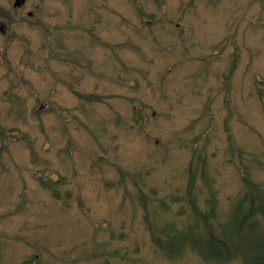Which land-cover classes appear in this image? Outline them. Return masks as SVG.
Instances as JSON below:
<instances>
[{"label":"rangeland","instance_id":"rangeland-1","mask_svg":"<svg viewBox=\"0 0 264 264\" xmlns=\"http://www.w3.org/2000/svg\"><path fill=\"white\" fill-rule=\"evenodd\" d=\"M25 3L0 0V264H244L170 258L140 191L185 227L198 168L221 231L264 185V0Z\"/></svg>","mask_w":264,"mask_h":264},{"label":"trees","instance_id":"trees-1","mask_svg":"<svg viewBox=\"0 0 264 264\" xmlns=\"http://www.w3.org/2000/svg\"><path fill=\"white\" fill-rule=\"evenodd\" d=\"M198 160H201L200 156ZM198 174V168H190L187 198L195 221L185 227H178L175 222L161 226L155 224L150 218L146 194L140 191L141 204L146 211L145 222L152 242L170 258L182 255L189 247L198 251L206 260L228 261L240 255L244 264H264V185L254 182L249 174L243 176L247 191L235 203L229 220L220 231L215 226L218 215L217 197L210 185L208 209L203 211L198 206L195 190ZM201 176L206 178L204 173ZM42 183L55 191L51 183ZM160 206L169 208L165 201ZM35 261L36 259H29L21 264H36Z\"/></svg>","mask_w":264,"mask_h":264},{"label":"water","instance_id":"water-1","mask_svg":"<svg viewBox=\"0 0 264 264\" xmlns=\"http://www.w3.org/2000/svg\"><path fill=\"white\" fill-rule=\"evenodd\" d=\"M25 4V0H15V6L16 7H21L22 5Z\"/></svg>","mask_w":264,"mask_h":264},{"label":"flooded vegetation","instance_id":"flooded-vegetation-1","mask_svg":"<svg viewBox=\"0 0 264 264\" xmlns=\"http://www.w3.org/2000/svg\"><path fill=\"white\" fill-rule=\"evenodd\" d=\"M25 2H26V0H25ZM25 5H26V3L24 5H22V6H25ZM14 7H16V6L14 5ZM21 7H18V8H21ZM29 13H30V15H33V13H31V12H29Z\"/></svg>","mask_w":264,"mask_h":264}]
</instances>
